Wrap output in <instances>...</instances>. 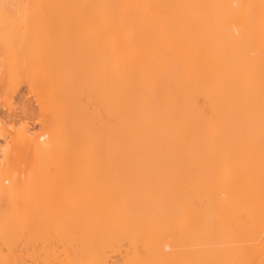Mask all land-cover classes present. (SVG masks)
Wrapping results in <instances>:
<instances>
[{"label":"bare ground","instance_id":"1","mask_svg":"<svg viewBox=\"0 0 264 264\" xmlns=\"http://www.w3.org/2000/svg\"><path fill=\"white\" fill-rule=\"evenodd\" d=\"M0 108V264H264V0H0Z\"/></svg>","mask_w":264,"mask_h":264},{"label":"rangeland","instance_id":"2","mask_svg":"<svg viewBox=\"0 0 264 264\" xmlns=\"http://www.w3.org/2000/svg\"><path fill=\"white\" fill-rule=\"evenodd\" d=\"M21 92V91H20ZM21 94V93H20ZM18 95H19V93L16 95V97L14 98V99H16V101H18L17 100V98H18ZM15 101V100H14ZM15 101V102H16ZM14 102V103H15ZM15 105H16V103H15ZM19 106V105H18ZM3 110L4 109H1L0 108V115L2 114L3 115ZM15 115H17L16 117L17 118H19L18 119V123H19V121L21 122V120L23 119V117L21 118V114H15ZM15 115H12V117H14ZM20 115V116H19ZM12 117H10V119L12 118ZM15 117V119L17 120V118ZM14 119V120H15ZM24 119H25V117H24ZM23 119V121H26V122H28L29 123V128H35V129H38V127H39V125L37 124V123H35V121L33 120H29L28 118H26V119H28V120H24ZM13 120V119H12ZM13 120V121H14ZM16 123H17V121H16ZM32 125H33V127H32ZM0 142H2V140H1V138H0ZM23 174V173H22ZM21 174V175H22ZM22 177H23V175H22ZM21 186H22V184H21ZM20 187V186H19ZM20 190H21V187H20ZM1 201V200H0ZM22 215V214H21ZM20 216V215H19ZM18 216V217H19ZM12 219H14V218H12ZM9 239H11V238H9ZM12 241H10V242H13V244L15 243V241L17 240L16 239V237L14 236V239H13V237H12V239H11ZM9 241V240H8ZM16 244V243H15ZM68 244H70V243H68L67 242V240H66V238H64V240H60V239H58V238H53V239H51V240H41V242L39 243V249H40V259H44V260H58V259H63V258H65V254H64V249L68 246ZM33 245L32 244H30V245H28L27 246V248H26V253L27 254H25V256H26V259H29L31 256V254H32V252H33ZM126 248V242L125 241H121V243L118 245V246H113V247H110V248H108V250H107V252H106V256H107V258L109 259V261H108V264H112L111 262L112 261H116L117 260V258L119 257V253H120V251H123L124 249ZM28 256H30L29 258H28ZM120 258V257H119Z\"/></svg>","mask_w":264,"mask_h":264}]
</instances>
